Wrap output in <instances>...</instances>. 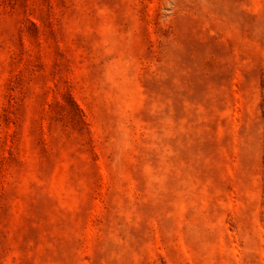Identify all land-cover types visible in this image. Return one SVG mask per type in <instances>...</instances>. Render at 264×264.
Masks as SVG:
<instances>
[{
    "label": "rangeland",
    "instance_id": "obj_1",
    "mask_svg": "<svg viewBox=\"0 0 264 264\" xmlns=\"http://www.w3.org/2000/svg\"><path fill=\"white\" fill-rule=\"evenodd\" d=\"M0 264H264V0H0Z\"/></svg>",
    "mask_w": 264,
    "mask_h": 264
}]
</instances>
